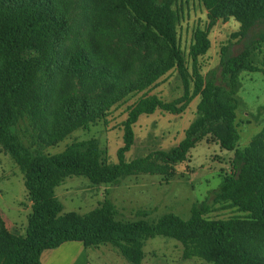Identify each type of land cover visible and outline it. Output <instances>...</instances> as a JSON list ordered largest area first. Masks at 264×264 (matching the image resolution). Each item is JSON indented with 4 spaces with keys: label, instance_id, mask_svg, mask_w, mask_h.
I'll return each mask as SVG.
<instances>
[{
    "label": "trees",
    "instance_id": "trees-1",
    "mask_svg": "<svg viewBox=\"0 0 264 264\" xmlns=\"http://www.w3.org/2000/svg\"><path fill=\"white\" fill-rule=\"evenodd\" d=\"M185 1L0 0V148L18 166L31 202L24 234L9 231L0 216V264H41L44 251L68 242L111 245L130 264H142L144 243L155 237L181 243L185 260L264 264V129L239 149L236 123L240 75L264 72L255 55L264 45V0H201L208 27L193 32L188 55L178 28ZM229 18L241 24L234 36L253 35L237 55L224 46L219 67L205 75L200 59L211 48L210 29ZM172 71L183 95L172 102L144 96L128 107L118 163L104 158L96 139L44 153ZM197 97L196 119L177 147L125 160L140 116L182 115ZM202 141L233 153L231 173L222 177L213 203L194 205L188 219L166 213L152 222L118 220L108 198L86 214L63 213L55 190L67 178L111 185L144 174L168 184ZM217 205L240 215L211 219Z\"/></svg>",
    "mask_w": 264,
    "mask_h": 264
},
{
    "label": "rangeland",
    "instance_id": "rangeland-1",
    "mask_svg": "<svg viewBox=\"0 0 264 264\" xmlns=\"http://www.w3.org/2000/svg\"><path fill=\"white\" fill-rule=\"evenodd\" d=\"M207 27V13L201 0L185 1L178 28L181 47L186 55L193 32L197 28ZM240 30L241 24L234 18L220 20L210 29L211 48L200 59L203 74L219 67L224 46H229L233 55L244 49L245 42L252 37L253 32H249L245 39L234 36ZM255 55L257 66L264 70V45L256 46ZM240 82L236 123L238 148L244 149L264 129V72H244L240 75ZM183 93L182 82L177 72L172 71L151 89L132 94L114 106L105 120L93 124L88 130H77L57 146L44 148V153L58 154L74 142L96 139L104 158L116 164L117 152L123 146L122 122L127 117L128 107L144 96L156 95L165 102H172ZM198 103L199 97L182 115L158 110L154 114L140 116L134 127L135 144L126 153L125 160L130 162L158 150L168 151L177 147L196 119ZM27 140L24 138L26 143ZM232 157V152L221 149L213 141H202L191 150L187 161L176 166L177 175L168 184L157 175L130 176L111 185H95L85 177L73 176L57 187L55 194L63 205V213L83 215L108 198L116 206L118 220L138 221L144 218L152 222L166 213L188 219L194 205L213 203L214 191L222 183V177L231 173ZM30 205L22 173L0 148V216L16 233L24 234L31 213ZM215 208L209 216L211 219H228L240 215L232 208L222 209L220 205ZM144 245L145 264H209L197 258L183 259L182 244L171 238L155 237L146 240ZM101 262L107 264L104 258Z\"/></svg>",
    "mask_w": 264,
    "mask_h": 264
},
{
    "label": "crops",
    "instance_id": "crops-1",
    "mask_svg": "<svg viewBox=\"0 0 264 264\" xmlns=\"http://www.w3.org/2000/svg\"><path fill=\"white\" fill-rule=\"evenodd\" d=\"M6 226L9 231L16 233L7 223ZM102 258L106 260L107 264H130L118 249L111 245L87 248L78 242H68L58 248L44 251L41 256V264H102ZM142 264H145V259Z\"/></svg>",
    "mask_w": 264,
    "mask_h": 264
}]
</instances>
